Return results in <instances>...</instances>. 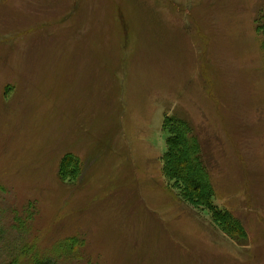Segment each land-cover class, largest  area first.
I'll return each mask as SVG.
<instances>
[{
    "label": "rangeland",
    "instance_id": "obj_1",
    "mask_svg": "<svg viewBox=\"0 0 264 264\" xmlns=\"http://www.w3.org/2000/svg\"><path fill=\"white\" fill-rule=\"evenodd\" d=\"M263 14L0 0V264H264ZM168 116L191 124L213 202L246 236L165 173Z\"/></svg>",
    "mask_w": 264,
    "mask_h": 264
},
{
    "label": "trees",
    "instance_id": "obj_2",
    "mask_svg": "<svg viewBox=\"0 0 264 264\" xmlns=\"http://www.w3.org/2000/svg\"><path fill=\"white\" fill-rule=\"evenodd\" d=\"M260 29H264V14L262 21L259 22ZM166 129L170 133L168 138L169 147L167 148L166 154L167 158L164 164V171L169 176L171 173L169 171L175 172L177 176L182 179V181L191 189L190 191L184 190L186 197L190 198L193 195L201 200L205 207L211 209L214 214L222 220L231 218L230 214L226 212L224 208H220L215 205L214 201V188L210 180V167L205 165L202 156L197 157L192 154L193 149L196 148V134L193 133V128L189 121H182L181 118L176 116H168L165 122ZM177 128V129H176ZM191 128V133L188 131ZM187 130V132H186ZM185 136V137H184ZM184 145H189L192 149L191 151H185L183 154H179L183 149ZM182 148V149H181ZM173 153V154H172ZM172 155V158H170ZM199 158V159H198ZM61 165L63 169L69 166H76L80 168L79 159L67 156L65 157ZM187 166L188 171L185 173V167ZM82 169V168H81ZM81 170L79 171V173ZM230 224V227L236 230H240L246 236V232L241 224L236 221ZM248 238V234H247ZM62 256V255H61ZM34 264H52L50 258L41 259L36 257L33 259Z\"/></svg>",
    "mask_w": 264,
    "mask_h": 264
}]
</instances>
